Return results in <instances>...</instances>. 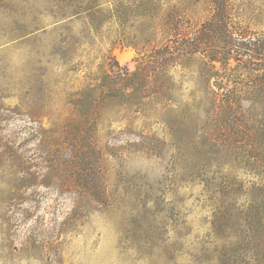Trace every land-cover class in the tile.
Segmentation results:
<instances>
[{
	"label": "rangeland",
	"instance_id": "rangeland-1",
	"mask_svg": "<svg viewBox=\"0 0 264 264\" xmlns=\"http://www.w3.org/2000/svg\"><path fill=\"white\" fill-rule=\"evenodd\" d=\"M160 1L162 11L140 0H0V264H254L236 219L216 217L224 183L254 178L204 145L210 82L202 64H180L200 35L171 36L172 0ZM234 42L227 69H215L252 84L246 67L264 73V55ZM56 143L99 163L107 204L80 223L54 226L65 196L54 202L56 189L36 185Z\"/></svg>",
	"mask_w": 264,
	"mask_h": 264
},
{
	"label": "trees",
	"instance_id": "trees-1",
	"mask_svg": "<svg viewBox=\"0 0 264 264\" xmlns=\"http://www.w3.org/2000/svg\"><path fill=\"white\" fill-rule=\"evenodd\" d=\"M140 1L143 9L158 6L162 11L164 6L160 0ZM168 10L169 21L166 27L171 36L177 38L180 33L187 36L194 28L200 35L198 41L185 44L191 50L186 58L181 59L183 63L180 64L185 67H199L202 64V74L210 82L206 89L202 88V98L206 101L202 111L206 116H213L208 135L205 134L204 145L210 143L215 146L219 155L228 160L238 159L244 170V177L254 178L248 183L245 180L236 185L231 180L228 181L229 184L224 183L221 192H226L227 195L216 198L226 202L223 207H219L216 217L223 220L224 225L236 219L231 226L237 224L238 230L241 227L244 242L254 244V264H264V73L254 74L253 68L247 66L249 73L254 75L252 84L239 85L233 84L234 76L225 77L228 73L224 75L222 71L215 69L217 62H221L220 65L227 69L231 59L229 55L233 56L231 50H235L236 39L242 41L239 43L241 53L247 51L246 55L250 56L264 55V0H172L168 2ZM186 19L190 20L189 27L184 25ZM234 25L235 30L232 28ZM207 42L214 45H206ZM223 43L230 46L227 55L224 54ZM205 46L208 47V52H212L208 60H202L199 55ZM177 61L180 62V59ZM212 78L215 79L214 82ZM218 116L227 118L221 123ZM220 131H228V134H220ZM78 141L81 144L85 142L84 139ZM65 143L55 144V156L52 160H47L52 171L46 175L48 179L36 184L56 189L54 202L65 196L58 206H53L51 220L54 226L59 220L64 225L80 223L107 204L108 200V195L101 186L99 163L87 155L85 147L69 149ZM6 146L0 140V149ZM58 147L64 151L60 152ZM32 177L33 180L29 182L34 184L39 175L33 174ZM236 186L241 189L234 188ZM238 194L245 195L243 204L239 203ZM22 198L23 195L15 197L17 200ZM249 232L251 235H248ZM251 236L254 240L249 239Z\"/></svg>",
	"mask_w": 264,
	"mask_h": 264
}]
</instances>
